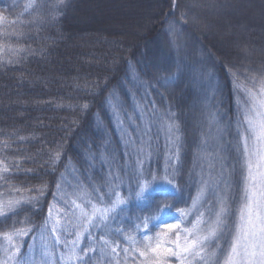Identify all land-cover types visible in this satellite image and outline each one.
<instances>
[{"label": "trees", "instance_id": "obj_1", "mask_svg": "<svg viewBox=\"0 0 264 264\" xmlns=\"http://www.w3.org/2000/svg\"><path fill=\"white\" fill-rule=\"evenodd\" d=\"M153 1L146 9L147 29L127 36L102 26L90 29L92 19L78 21L83 0H0V194L19 201L0 216V240L25 229L24 249L49 219L64 177L77 172L83 182L109 184L125 159L120 132L131 130V120L115 115L125 111L139 124L141 115L152 117L150 142L161 147L148 156L145 175L163 165L166 154L157 134L163 119L156 118L176 122L179 159L172 169L178 190L153 191L123 210L122 234L114 237L120 264H155L151 251L140 255L144 245L174 248L176 234L194 219L182 212L207 217L221 199L229 226L214 245L221 257L230 249L254 145L245 122L253 101L245 90L259 94L264 79V28L255 16L258 25L243 22L238 29L246 38L236 43L239 51L228 52L210 39L209 26L226 12L241 17L233 4L241 0ZM157 209L159 219L145 225ZM171 224L179 229L169 231Z\"/></svg>", "mask_w": 264, "mask_h": 264}, {"label": "rangeland", "instance_id": "obj_2", "mask_svg": "<svg viewBox=\"0 0 264 264\" xmlns=\"http://www.w3.org/2000/svg\"><path fill=\"white\" fill-rule=\"evenodd\" d=\"M4 1L11 2L12 4L19 2V0ZM83 1L84 3L79 7L78 21L92 19L94 23L90 29L96 26L98 28L102 26L107 30L125 32L127 36L132 33H137L138 29L140 32L147 29L148 22L146 20V15L149 12H147L146 9L149 8V4L151 5L154 2L153 0H112L110 7L116 8L115 10H109V3L107 0ZM233 4L237 5L240 11H242L241 17H239L238 14L226 12L219 17L212 18L209 26V34H211V36H209L211 37L210 39H212L213 43L215 42L214 44L217 45L218 48L221 47L222 50H227L228 52H234L235 50L239 51L235 48L236 43L239 42L240 39L246 38L243 31L238 29V27L242 26L243 22L248 25L252 24L256 26L259 23L257 24V22L253 21V17L255 16V18L261 20L262 23L259 25L264 28V21H262L264 17V0H241ZM95 9L99 12V15ZM124 114L125 111L115 113L116 118L119 117L121 119V115H123L124 118L128 119L130 117L129 120H131V122L129 121L131 130H123L120 132L121 144H123L122 151L125 159L121 164H117L113 171L110 167V162L108 161V163H105L108 165L107 169L110 167L109 170L112 171L110 175L108 174V178L110 179L109 184L105 183L102 187H98L96 183L93 184L91 181L83 182L81 181V176L77 172L70 177H64L63 183L61 182L59 184V192L55 197V205H53L51 210L52 213L47 220V227H45L44 224L39 232L33 235L24 249H22V247L28 236L27 234L21 237L12 234L2 236L0 243L2 244L3 259L0 262L8 260V255L13 250L12 246L16 245L19 247L16 260L19 261L20 264H120V259L117 257V254L111 253L110 249L107 254H102L97 248L95 252H89L86 256L83 255V249L87 248L90 243L95 244L96 241L99 240L102 234L101 230L89 228L88 232H81L80 240L74 243V241H76V232L78 229L73 227V224L69 223V221L75 220L74 217H71V212L76 211L77 215H79L78 210L75 209V205L72 204L73 200H76L77 204L81 203V201L77 199L76 194L86 192L89 194L92 204H95L98 208H110L109 200L116 199L111 191L114 187L115 191L119 193L120 197L125 201L119 209L111 213L112 218L109 221L113 233V247H116L117 250L118 244H116V239H114V237L116 234H122V232H118L116 229H121L122 212L126 209L127 205L129 206V204L133 202L143 203L146 201L147 195L153 191H174L166 183H152L151 176H149V174L145 175V167L149 165L150 159L148 156L151 153H155L154 149L161 147L155 143L153 145L150 142V140H152V134L149 132V127L153 123L150 119L152 118L151 115L149 113H145L143 116L138 114L142 117V119L140 118L142 124L141 121L139 124L136 121L137 119L134 118L135 116L132 117V114ZM133 115L135 114L133 113ZM156 119L161 121L163 119L162 122L158 123L161 132L158 131L157 134L160 136L162 142L161 145L163 148H161V150L165 151L166 154L163 165L155 167L152 174L156 175L157 181H162L165 170L174 173L172 165L177 163L179 159V129L176 122H173L170 116ZM169 123L176 126L172 132L168 130ZM242 146L243 145H238V147H241V150ZM141 147L144 149L143 153L139 152ZM254 148L255 146L253 145L251 151H253ZM166 164L168 165L165 166ZM141 173L146 177L150 184V188L145 192L142 199H137V181ZM90 176L91 175H88L87 178L90 179ZM117 176L120 177V179H115ZM174 183L176 185L175 180ZM94 189L96 191H93ZM11 200H18V198L6 199L0 194V201L7 202ZM88 210H90V208ZM217 210L218 208L215 209L212 207L207 217L206 213L203 211L194 214L190 211L191 214L189 212L183 214L186 218L190 216L194 218L183 230L191 228L198 219L207 221L209 217L213 218ZM200 213H203V216H200ZM165 218L166 217H164L162 221H165ZM57 219L60 220V224L57 226V231L54 234L52 232V226ZM226 225H228L227 221L224 223V230L220 236L225 234ZM183 230L179 231L181 237L184 235ZM89 232L91 236H89ZM161 234L162 232L156 233L155 241L160 240ZM8 236H11V240L7 238ZM212 243L214 244V241ZM161 247L163 248L166 246L161 245ZM216 251L219 254L218 245H216ZM97 254L100 259L97 258ZM167 258H173V261L168 264H179V261H176L174 257L168 256ZM8 264H12V262L9 261ZM192 264H198V261H192Z\"/></svg>", "mask_w": 264, "mask_h": 264}, {"label": "snow or ice", "instance_id": "obj_3", "mask_svg": "<svg viewBox=\"0 0 264 264\" xmlns=\"http://www.w3.org/2000/svg\"><path fill=\"white\" fill-rule=\"evenodd\" d=\"M64 0H58L59 4H63ZM175 3V0H174ZM32 5H29L31 7ZM182 19H185L183 16ZM2 19V17H0ZM175 24L169 25L170 33L175 32ZM18 51V50H17ZM171 77L162 81V86L167 84ZM134 82L142 84L138 77H134ZM247 95L252 99L253 104L249 112L245 116V122L247 123V130L253 139L255 146L254 150L249 153L247 161L248 165V183L245 189L244 204L240 209V222L235 228L232 243L230 249L227 250L224 255L218 256L216 251V245L213 241H218L221 233L223 232V226L225 223V217L227 215V207L223 203V199L219 202L218 210L214 213V217L207 221L198 219L191 228L183 230L184 235L181 237L179 233L176 234L173 244L175 247H161L159 242L155 246L152 244L144 245V251L140 255L144 256L148 251H151L154 256L155 264H168L167 257H174L179 264H192V261H198V264H264V79L260 81L259 94L246 89ZM85 107H87L85 105ZM119 120V117H117ZM122 123V121H120ZM176 126L172 123L168 124L169 132H172ZM247 150V148H246ZM144 149L141 147L139 152L143 153ZM2 163V162H0ZM7 171V168L3 169ZM152 183H166L172 190H178L174 183L175 175L167 170L163 173L162 181L156 180V175L149 173ZM120 179V177H115ZM138 191L136 192L137 199H142L145 192L149 190L150 184L147 181L143 173L140 174L138 181ZM59 188V185L57 186ZM207 188V182L201 189L203 194ZM93 191H96L95 189ZM112 194L116 197L115 200H109L110 208H98L95 204H92L91 198L88 193L81 192L76 194L77 199L81 203L77 204L76 200L72 201L75 205V209L78 210L71 212V217L75 220H70L69 223L73 224V227L77 228L76 241L81 238V232H88L89 228L100 229L101 236L95 244H89L87 248L82 250L83 255H87L89 252H95L97 248L102 254H107L110 249L111 253H116V247H113L114 241L112 240V229L109 221L111 220V213L119 209L125 201L120 197L119 193L115 191L113 187L111 189ZM19 201L11 200L7 202L0 201V216L6 212H12L15 210V205ZM196 202H193L195 207ZM90 208V210H88ZM160 209H157V214L149 218H145V225L149 220L159 219ZM185 214L182 212V215ZM203 216V213H200ZM60 220L57 219L52 226V232L55 234L57 226H59ZM47 227V222L45 223ZM137 227H140L139 225ZM169 231H175L179 229V224L168 225ZM118 232H122L121 229H116ZM27 230L20 229L15 231L12 235L23 236ZM89 236L91 233L89 232ZM11 240V236L7 237ZM128 239L134 242L132 237ZM147 239V237H146ZM13 250L8 255V260L0 262V264H8L9 261L12 264H20L16 260V256L19 253V247L13 245ZM127 251V250H125Z\"/></svg>", "mask_w": 264, "mask_h": 264}]
</instances>
